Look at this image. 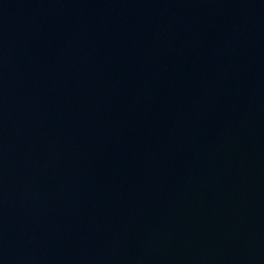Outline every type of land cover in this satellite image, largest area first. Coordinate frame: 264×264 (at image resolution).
I'll return each instance as SVG.
<instances>
[{
	"label": "water",
	"instance_id": "95a60500",
	"mask_svg": "<svg viewBox=\"0 0 264 264\" xmlns=\"http://www.w3.org/2000/svg\"><path fill=\"white\" fill-rule=\"evenodd\" d=\"M0 264H264V0H0Z\"/></svg>",
	"mask_w": 264,
	"mask_h": 264
}]
</instances>
